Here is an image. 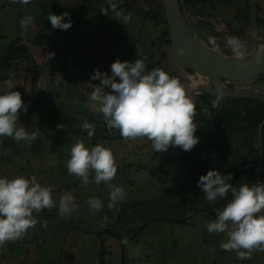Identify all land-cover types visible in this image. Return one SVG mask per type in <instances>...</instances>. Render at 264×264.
Segmentation results:
<instances>
[{"label":"rangeland","instance_id":"obj_1","mask_svg":"<svg viewBox=\"0 0 264 264\" xmlns=\"http://www.w3.org/2000/svg\"><path fill=\"white\" fill-rule=\"evenodd\" d=\"M32 1L35 0H31L26 7L12 0H0V58L8 44L20 36V43L29 49L40 66L34 89L36 98L28 103L30 108L41 103L38 94L46 97L48 104L61 113H94L86 101L99 81L91 80L90 73L93 69L109 73L110 62L115 59L133 61L140 58L145 66L161 60L158 68L169 73L175 70L170 46L161 40L162 27L153 29L152 22L141 16L115 11L110 16L111 21L107 13L100 11L108 7L105 0H96L92 4L97 6L94 10L93 6L88 8L82 16L83 21L71 19V27L60 30L53 29L47 20L50 13H61L56 11L54 3L39 0L49 2L45 8H41ZM228 1L211 0L214 12L211 6L204 5L202 15L216 23L223 22L224 27L217 24L219 29L227 36L233 31V36L245 43L248 53L264 41V0H256L254 4H248V0H239L238 4H234L233 0ZM143 7L146 8V5ZM247 9L251 17L246 13ZM117 13L120 15L117 16ZM184 13L190 17L194 11L190 9ZM72 14L78 15L74 11ZM125 15L129 16L127 21L123 19ZM25 16H30L32 23L21 28L19 20ZM247 18L250 24H247ZM253 32L262 39L253 40ZM54 43L59 45V53L51 51ZM220 51L233 55L229 46ZM49 52L53 55L47 57ZM161 52L165 55L162 56ZM60 59L64 64L59 62ZM28 71L29 67L25 65H20L18 70L12 68L8 72L9 78L0 82V92L11 88L18 91L23 100L31 88V79L24 77ZM182 71L185 78L180 84L193 100L201 86L208 84L207 79L194 71L184 68ZM12 74L18 75L11 77ZM17 118L18 124L21 123L28 131L37 132V140L28 145L3 138L0 141V175L8 178L34 176L42 186L50 187L54 201L58 200L61 192L69 191L74 196L77 208L67 217L59 216L55 206L34 213L37 218L34 228L20 239L0 246V264H99L100 245L96 233L115 224L120 204L152 199L172 186L181 185L188 178V162L178 146H170L159 153L152 151L150 143L143 137L99 139L94 143L87 136L68 132L60 134L59 141L54 142L51 137L56 132L45 127L38 112L30 113L26 105L23 112L18 110ZM77 140L86 146L100 143L111 150L116 174L109 183L123 187L126 193L125 199L114 208L106 207L107 185L90 182L85 186L78 177L67 173L65 161L68 149ZM5 150L8 155H3ZM251 173L248 171V176ZM92 175L89 171L90 181ZM160 176L163 178L160 179ZM93 196L105 205L96 213L91 212L86 203ZM40 219L47 221L46 228L40 227ZM211 219L213 217L209 213L196 211L182 225L151 222L137 233L136 240L125 245V256L117 239L103 235L105 261L101 264H264V251L253 250L250 258L237 259L235 252L220 249L219 242L224 239V234L208 233L203 226Z\"/></svg>","mask_w":264,"mask_h":264},{"label":"clouds","instance_id":"obj_2","mask_svg":"<svg viewBox=\"0 0 264 264\" xmlns=\"http://www.w3.org/2000/svg\"><path fill=\"white\" fill-rule=\"evenodd\" d=\"M12 2L27 5L31 0ZM105 3L112 9L116 8L113 0H105ZM100 11L104 13L103 9ZM123 19L127 21L129 16L125 15ZM47 20L53 29L67 30L72 24L67 12L50 13ZM30 23V16L19 20L21 28ZM251 38L255 41L262 39L255 32ZM225 42L235 57L246 54L245 43L239 37L229 36ZM256 51L255 59L259 61L264 43H258ZM52 55L49 52L47 57ZM109 69V73L98 69L90 73V79L99 83L94 85L86 101L94 112L101 115L109 135L115 130L125 139L143 137L150 143L151 150L159 153L170 146L190 151L197 144L198 137L194 135L197 126L193 122L195 106L176 78L158 67L146 70L140 58L133 61L115 59L110 62ZM222 99L223 93L218 88L213 93L210 106L218 107ZM25 109L18 91L9 88L0 92V141L6 137L29 145L37 140L36 131H28L21 123L18 124V110L23 112ZM202 111L206 112L207 108ZM79 126L87 130L88 138L93 136L94 122L84 120ZM3 155H8V151L5 150ZM65 167L69 175L78 177L85 186L90 182L107 185L106 207L109 209L125 199L123 187L109 183L116 174V163L111 150L100 143L86 146L77 140L68 149ZM89 171L93 173L91 181ZM229 181L230 173L225 175L215 168L199 175L196 184L205 200H225L222 207L214 209V218L203 226L208 233L224 234V239L219 242L220 249L235 252L237 259H247L253 250L264 251V181L239 185ZM86 203L93 213L105 206L94 196L89 197ZM54 206L61 217L71 215L77 208L69 191L61 192L58 200L54 201L50 187L42 186L34 176L8 178L0 175V246L20 239L36 226L34 213ZM39 225L46 228L47 221L40 219Z\"/></svg>","mask_w":264,"mask_h":264},{"label":"trees","instance_id":"obj_3","mask_svg":"<svg viewBox=\"0 0 264 264\" xmlns=\"http://www.w3.org/2000/svg\"><path fill=\"white\" fill-rule=\"evenodd\" d=\"M87 1L94 2L96 0ZM210 1L179 0V6L183 13L185 10L192 9L194 13L202 15L204 5L212 7ZM113 2L116 4L115 9L109 6L103 9L107 16L110 17L115 11L131 12L135 17L141 16L144 20L152 22L153 29L161 26V37L165 39L167 45L169 44V32L162 0H114ZM32 3L45 8L49 2L35 0ZM144 4L146 8L143 7ZM28 6L27 4L26 7ZM92 6L94 10L97 5L94 3ZM54 7L57 9L56 11L67 12L71 19L76 20V18H79L80 21H83L82 16L89 10L87 9L85 12L80 9L74 11L72 8L58 5ZM73 11L78 15L72 14ZM110 20L112 21L111 17ZM20 42L21 37L17 36L8 44L3 56L0 58V82L9 78L8 72L12 68L18 70L20 65L29 67V71L24 74V77L25 79H31V88L22 102L27 105L30 113L33 111L39 113L40 120L48 130L56 132L51 140L54 142L59 141V135L63 132L86 136L87 130H82L79 126L84 120L94 122L95 132L91 137L94 143L99 139L129 140L122 138L115 130L109 135L104 127L101 115L97 112L89 114L61 113L53 105L48 104L46 97H41L38 94L37 98L41 100V103L30 108L28 103L36 98L34 89L40 66L34 55ZM261 43H264V41ZM50 49L59 53L60 47L57 43H54ZM160 54L163 56L164 53L161 52ZM62 60L60 59L59 62L64 64ZM160 64L161 60L146 65V70L157 68ZM163 71L171 77L178 78L179 83L182 81L177 69L172 73L164 69ZM16 75L18 74H12L11 77ZM212 98L213 94L200 90L192 100L195 106L193 122L197 126L194 135L198 137V142L190 151L182 150L181 152V155L185 156L188 162L189 175L187 180L181 185L164 190L159 196L152 199L134 200L120 204L115 217V224L96 233V239L99 240L100 245L99 264L105 261L103 235H109L117 239L121 245L122 255L125 256V245L136 240L137 233L151 222L164 221L182 225L196 211L209 213L214 218V209L222 207L225 200L217 198L216 201L209 202L204 199L203 192L197 187L196 181L199 175L205 173L206 170L215 168L222 174L230 173L231 181L229 182L235 185L245 182L252 183L253 180L255 181L253 178L256 177V174L264 181V100L259 98L223 97L218 107L212 108L210 106ZM205 108H207V111H202ZM160 169L162 168L160 167ZM248 171H251L254 175L251 173V176H248ZM162 178L160 176V179Z\"/></svg>","mask_w":264,"mask_h":264},{"label":"water","instance_id":"obj_4","mask_svg":"<svg viewBox=\"0 0 264 264\" xmlns=\"http://www.w3.org/2000/svg\"><path fill=\"white\" fill-rule=\"evenodd\" d=\"M162 4L173 63L183 79V68L189 69L207 79L208 84L201 86V90L209 94L219 88L223 97L264 100V51L259 61L255 59L256 49L242 57L220 53L195 39L193 29L180 10L179 0H162ZM194 20L198 21V16ZM214 37H220V32H215Z\"/></svg>","mask_w":264,"mask_h":264},{"label":"flooded vegetation","instance_id":"obj_5","mask_svg":"<svg viewBox=\"0 0 264 264\" xmlns=\"http://www.w3.org/2000/svg\"><path fill=\"white\" fill-rule=\"evenodd\" d=\"M49 1L51 3H54V6H56V5L64 6L65 8L69 7V8H72L74 11L80 9V10H83L86 12L87 9L92 6V2L87 1V0H79L78 2H77V0H65V1L64 0H55L54 2L52 0H49ZM76 3H78V4H76ZM184 16L186 18L187 23L193 29L194 37L196 40L201 41L203 43H206L209 47H213L215 50H217L220 53H224L223 51H220V49H223V48L228 46L226 44L225 40L229 36H227L225 33H223L222 29H219L220 27L217 26V23L215 21H212L210 18H207L203 15H198L196 13H193V15H191L190 17H187V15L184 13ZM195 16H198V21L194 20ZM212 29H214V30H212ZM217 31L220 32V37H214V34ZM229 35L233 36L232 31L229 32ZM235 37H237V36H235ZM161 40H165V39L161 38ZM173 65H174V63H173ZM174 68L176 70L175 65H174ZM185 70H187V69H185ZM225 85L228 87L231 86L228 83H225Z\"/></svg>","mask_w":264,"mask_h":264},{"label":"crops","instance_id":"obj_6","mask_svg":"<svg viewBox=\"0 0 264 264\" xmlns=\"http://www.w3.org/2000/svg\"><path fill=\"white\" fill-rule=\"evenodd\" d=\"M220 1H227L228 3H229V1L228 0H216V2H220ZM234 1V4H238L239 3V0H233ZM254 2H256V0H248V4H251V3H253L254 4ZM232 5H233V3H232ZM209 7H210V5H208ZM212 10H213V12H214V10H215V8L212 6ZM247 12L246 13H248L249 14V17H251V15H250V13L248 12V9L246 10ZM245 12V11H244ZM255 19L258 21V18L257 17H255ZM247 24H250V19L249 18H247ZM259 22V21H258ZM217 24H220L219 26H221V27H224V24H223V22H221V23H217ZM225 26H227V25H225Z\"/></svg>","mask_w":264,"mask_h":264},{"label":"built area","instance_id":"obj_7","mask_svg":"<svg viewBox=\"0 0 264 264\" xmlns=\"http://www.w3.org/2000/svg\"><path fill=\"white\" fill-rule=\"evenodd\" d=\"M256 180H260V181H262L261 178L258 176V174H256L255 181H256ZM255 181H254V182H255Z\"/></svg>","mask_w":264,"mask_h":264}]
</instances>
